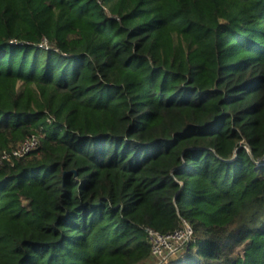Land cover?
I'll return each instance as SVG.
<instances>
[{"label":"trees","instance_id":"16d2710c","mask_svg":"<svg viewBox=\"0 0 264 264\" xmlns=\"http://www.w3.org/2000/svg\"><path fill=\"white\" fill-rule=\"evenodd\" d=\"M31 135L0 264H147L184 223L172 264H264V0H0V159Z\"/></svg>","mask_w":264,"mask_h":264},{"label":"built area","instance_id":"2783aa9c","mask_svg":"<svg viewBox=\"0 0 264 264\" xmlns=\"http://www.w3.org/2000/svg\"><path fill=\"white\" fill-rule=\"evenodd\" d=\"M40 46L47 48L46 43L41 44ZM40 139L36 135H31L27 137L23 142H21L16 148L6 151L2 154L0 159V164L3 161L12 162L27 156L28 154L36 151L39 147ZM248 151L249 148L245 147ZM264 166V157L263 159L255 163V167ZM150 241L152 244V258L157 257V254H162V249L167 247V250H177L182 249L194 236L193 229L187 223L172 233L165 235L157 234L151 230H148Z\"/></svg>","mask_w":264,"mask_h":264},{"label":"rangeland","instance_id":"374dc122","mask_svg":"<svg viewBox=\"0 0 264 264\" xmlns=\"http://www.w3.org/2000/svg\"><path fill=\"white\" fill-rule=\"evenodd\" d=\"M165 247L162 249V254H157V257L151 259L147 264H172L171 259H176L181 253H183L182 249L175 250H167Z\"/></svg>","mask_w":264,"mask_h":264}]
</instances>
